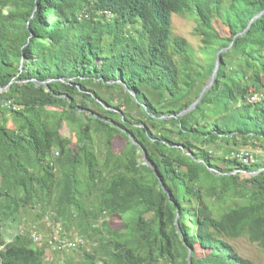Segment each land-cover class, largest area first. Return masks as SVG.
<instances>
[{"label":"trees","instance_id":"1","mask_svg":"<svg viewBox=\"0 0 264 264\" xmlns=\"http://www.w3.org/2000/svg\"><path fill=\"white\" fill-rule=\"evenodd\" d=\"M263 10L264 0H0V264H51L50 250L89 240L80 263L64 264H256L230 240L264 249V161L232 155L264 152V13L241 34ZM173 13L194 15L205 64L173 35ZM225 48L212 85L179 115ZM45 207L59 226L44 240L20 215Z\"/></svg>","mask_w":264,"mask_h":264},{"label":"rangeland","instance_id":"2","mask_svg":"<svg viewBox=\"0 0 264 264\" xmlns=\"http://www.w3.org/2000/svg\"><path fill=\"white\" fill-rule=\"evenodd\" d=\"M193 15V14H191ZM197 26V23L195 21V17L189 16L186 17L184 15H180L178 13H173L172 14V32L174 36H180L185 38L190 45L192 46L193 52L195 53L196 60L199 61L200 63H206L207 62V56L205 55L203 57L202 55V42H201V37L197 32L195 31V28ZM219 51V50H218ZM217 51V52H218ZM6 104H9V102H6ZM91 107L96 108L93 104H90ZM2 118L0 117V121ZM11 122H9V125H11ZM63 130L66 133H69L70 128L68 126H64ZM70 137L72 140V144H75L76 142V136H75V130H72L70 133ZM121 142H123L122 139L119 138ZM92 146L95 150V153L97 154L99 160L101 161L103 159V152H104V146H103V136L92 133ZM118 141L115 144L116 151L119 152L121 150V142ZM212 149H214L218 154H222L223 152H226L228 149V146L215 143L211 146ZM238 148H241L242 153L246 152H258L261 151L258 148H254L251 145H246V146H238ZM237 171V170H236ZM242 175L245 177L248 175V173H242ZM51 210L50 207H45L43 210L44 213H42L40 217L36 216L34 211L31 210H24L21 212L20 219H23L21 222L25 224H36L37 229L39 230L41 237L45 240L49 235L51 229H54V226L59 224H54L50 225L48 221H45L46 213L47 211ZM109 223L113 227H119L123 224V221L118 217H110L109 218ZM29 227V228H28ZM51 227V228H50ZM65 233L69 235H77L79 228L78 226L73 223L71 224L70 222L65 224ZM24 228V227H23ZM28 229H25L27 232H31V225L27 226ZM14 228H7L4 231V234L6 235L7 239L12 238L14 234ZM39 237V236H38ZM40 239V237H39ZM230 243L233 245V247L236 249V251L241 255L246 258H249L253 260L256 264H264V249L259 247L256 243L251 242L247 239V237H240L235 240H230ZM95 244L94 241H87V243L83 246L80 247L76 250H72L69 252H55L50 250L48 253V259H50L51 264H64V262L70 261L74 263H80L83 260V252L84 250L90 251L92 250L93 245ZM197 254L201 255L202 252L200 249L197 250ZM82 259V260H81ZM49 261V260H47ZM48 264V262H47Z\"/></svg>","mask_w":264,"mask_h":264},{"label":"water","instance_id":"3","mask_svg":"<svg viewBox=\"0 0 264 264\" xmlns=\"http://www.w3.org/2000/svg\"><path fill=\"white\" fill-rule=\"evenodd\" d=\"M263 13H264V10L261 11L260 13L256 14L255 16H253V18H251L250 21L248 22V26H246V28L241 32V34H242L243 32H245V31L248 29L249 25H250L255 19H257L259 16H261ZM226 49H227V48H225V49H220V50L217 52V54H216V60H215V65H214L213 71H212V73H211V75H210V77H209V80L207 81V83L205 84V86L203 87V89L201 90V92H200L198 98H197V99H196V100H195L190 106H188L186 109H184L183 111H181V112L179 113V115H181V114L187 112V111L190 110V109H193V108L196 106V104L199 102V100H200L201 96L203 95V93H204V92H205V91H206V90L212 85V83H213V79H214V77H215V75H216V73H217V70H218V68H219V64H220L219 54H220L221 51L226 50ZM10 84H11V82L8 84V86H9ZM146 163L149 164L148 162H146ZM189 264H191V263L189 262Z\"/></svg>","mask_w":264,"mask_h":264},{"label":"built area","instance_id":"4","mask_svg":"<svg viewBox=\"0 0 264 264\" xmlns=\"http://www.w3.org/2000/svg\"><path fill=\"white\" fill-rule=\"evenodd\" d=\"M255 99H260L259 97L257 96H252L251 97V100H255ZM259 154V155H258ZM233 157H239L243 162L245 163H256V162H259L260 160L264 161V152H261V153H253V152H246V153H240V154H233L232 155ZM40 240L38 236H34V241H38ZM60 242L62 244H65V246H72V242H67V240H61L59 241V244ZM56 246V244H55ZM59 248H61L62 246H58Z\"/></svg>","mask_w":264,"mask_h":264},{"label":"bare ground","instance_id":"5","mask_svg":"<svg viewBox=\"0 0 264 264\" xmlns=\"http://www.w3.org/2000/svg\"><path fill=\"white\" fill-rule=\"evenodd\" d=\"M86 253V252H85ZM82 260V259H81Z\"/></svg>","mask_w":264,"mask_h":264}]
</instances>
